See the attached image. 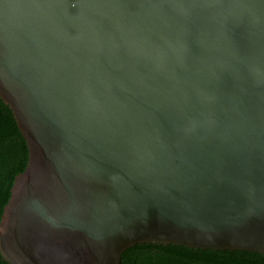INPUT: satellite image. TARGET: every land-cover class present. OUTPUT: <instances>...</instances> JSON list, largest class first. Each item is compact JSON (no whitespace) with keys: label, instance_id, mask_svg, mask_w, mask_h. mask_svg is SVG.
<instances>
[{"label":"water","instance_id":"obj_1","mask_svg":"<svg viewBox=\"0 0 264 264\" xmlns=\"http://www.w3.org/2000/svg\"><path fill=\"white\" fill-rule=\"evenodd\" d=\"M0 99L6 263L264 256V0H0Z\"/></svg>","mask_w":264,"mask_h":264},{"label":"trees","instance_id":"obj_2","mask_svg":"<svg viewBox=\"0 0 264 264\" xmlns=\"http://www.w3.org/2000/svg\"><path fill=\"white\" fill-rule=\"evenodd\" d=\"M28 149L10 109L0 99V220L15 177L24 172ZM0 264L6 263L0 255ZM122 264H264V256L213 252L176 246L138 245L122 256Z\"/></svg>","mask_w":264,"mask_h":264}]
</instances>
